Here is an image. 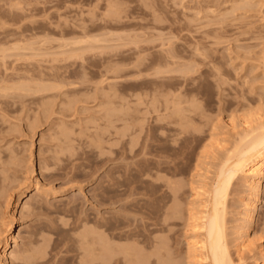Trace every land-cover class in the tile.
Instances as JSON below:
<instances>
[{
	"label": "rangeland",
	"instance_id": "rangeland-1",
	"mask_svg": "<svg viewBox=\"0 0 264 264\" xmlns=\"http://www.w3.org/2000/svg\"><path fill=\"white\" fill-rule=\"evenodd\" d=\"M0 51V243L20 227L15 257L40 251L45 258L31 264H79L80 235L97 218L113 216L118 225L126 215L143 218L151 204L160 219L175 183L184 189V220L152 236L167 237L168 257L158 264H199L187 230V208L198 207L196 174L208 183L245 123L264 118V0H0ZM107 188L118 204L102 209L96 199ZM253 198L239 181L228 201L230 250L239 264L263 262L264 184L248 230L252 245L237 250L244 204ZM145 250L155 251L151 244ZM9 257L5 264H25Z\"/></svg>",
	"mask_w": 264,
	"mask_h": 264
},
{
	"label": "bare ground",
	"instance_id": "bare-ground-1",
	"mask_svg": "<svg viewBox=\"0 0 264 264\" xmlns=\"http://www.w3.org/2000/svg\"><path fill=\"white\" fill-rule=\"evenodd\" d=\"M164 1V0H163ZM100 2V1H99ZM100 4V3H99ZM110 4V3H109ZM97 5V4H96ZM112 5V4H111ZM98 7V6H97ZM153 7V6H152ZM233 9V8H232ZM235 9V8H234ZM171 10V9H170ZM156 11V10H155ZM211 11V10H210ZM112 13V12H110ZM108 13V14H110ZM225 13V12H224ZM223 14V12L221 13ZM120 15V14H119ZM227 15V14H226ZM107 16V15H106ZM105 16V17H106ZM211 16V15H210ZM111 17V16H110ZM121 17V16H119ZM207 18V17H206ZM205 18V19H206ZM112 19V18H111ZM160 19V18H159ZM216 19V18H215ZM194 20V19H193ZM161 21V20H160ZM92 23V22H91ZM192 23V22H191ZM203 28V27H202ZM112 30V29H111ZM87 32V31H86ZM178 33V32H177ZM75 34V33H74ZM77 36V35H76ZM87 37V36H86ZM90 37V36H89ZM88 37V39H89ZM193 37V36H192ZM77 39V38H76ZM92 40L94 38H91ZM97 39V38H96ZM99 39V37H98ZM106 39V38H103ZM75 40V39H73ZM108 40V39H107ZM66 41V40H65ZM77 41V40H76ZM87 41V39L85 40ZM84 41V42H85ZM91 41V40H89ZM88 41V43H90ZM17 42V41H16ZM75 42V41H73ZM102 42V41H101ZM170 42V41H169ZM21 43V41H20ZM25 43V42H24ZM44 43V42H43ZM42 43V44H43ZM76 43V42H75ZM79 43V42H78ZM86 43V42H85ZM94 43V42H93ZM97 43V42H96ZM70 44V43H69ZM78 45V44H75ZM31 46V45H30ZM28 46V47H30ZM74 46V45H73ZM36 47V46H35ZM127 47V46H126ZM20 48V47H19ZM23 48V45H22ZM56 48V47H55ZM33 49V48H32ZM46 49V48H45ZM24 50V49H23ZM64 50V49H63ZM205 50V49H204ZM22 51V50H21ZM103 51V50H102ZM1 52V51H0ZM6 52V51H4ZM26 52V51H25ZM30 52V51H29ZM47 53V52H46ZM81 53V52H80ZM79 53V54H80ZM78 54V55H79ZM1 55V54H0ZM25 55V54H24ZM64 55V53H63ZM84 55V54H83ZM207 55V54H206ZM49 56V55H48ZM74 56V55H73ZM8 57V56H7ZM59 57V56H58ZM66 57V55H65ZM163 57V56H162ZM49 58V57H48ZM70 58V57H68ZM67 58V59H68ZM4 59V58H3ZM47 59V58H46ZM65 59V58H64ZM66 59V60H67ZM71 59V58H70ZM69 59V60H70ZM74 59V58H73ZM78 59V57H77ZM80 59V58H79ZM141 60V59H140ZM4 61V60H3ZM165 61V60H163ZM175 61V60H174ZM85 62V61H84ZM110 62V61H109ZM157 62V61H156ZM38 63V62H37ZM143 63V61L141 62ZM167 63V62H165ZM164 63V64H165ZM172 63V62H171ZM159 64V63H158ZM170 64V63H169ZM2 65V64H1ZM33 65V64H32ZM31 65V66H32ZM157 65V64H156ZM166 65V64H165ZM4 66V65H3ZM30 66V65H29ZM46 66V65H45ZM49 66V65H48ZM171 66V65H170ZM50 67V66H49ZM138 67V66H137ZM154 67V66H153ZM159 67H161L159 65ZM157 67V68H159ZM164 67V66H163ZM40 68V67H39ZM139 68V67H138ZM162 68V67H161ZM44 69V68H43ZM46 69V68H45ZM71 69V68H70ZM39 70V69H38ZM160 70L161 73L163 69L160 68L157 69ZM170 72V69H168ZM173 70V69H172ZM189 70V69H188ZM58 71V70H57ZM165 71V70H164ZM216 71V70H215ZM219 71V69H218ZM221 71V70H220ZM173 72V71H172ZM49 73V72H48ZM54 73V72H53ZM110 73V71H109ZM156 73V72H155ZM165 73V72H164ZM163 73V74H164ZM217 73V72H216ZM220 73V72H219ZM73 74V73H72ZM71 74V75H72ZM78 74V73H77ZM81 74V73H80ZM150 74V73H149ZM154 74V73H153ZM157 77L160 75L159 73H156ZM159 74V75H158ZM171 74V73H170ZM36 75V74H35ZM56 75V74H54ZM167 75V74H166ZM165 75V76H166ZM214 75V74H213ZM38 76V75H37ZM43 76V75H42ZM73 76V75H72ZM86 76V75H83ZM152 76V75H150ZM60 77V76H59ZM59 77H56L59 79ZM220 77V76H219ZM40 78V77H39ZM43 78V77H42ZM41 78V79H42ZM80 78V77H79ZM63 79V78H62ZM72 79V78H70ZM69 79V80H70ZM36 80V79H35ZM61 80V79H60ZM65 80V79H64ZM84 80V79H83ZM82 80V81H83ZM214 80V79H213ZM2 81V80H1ZM38 81V80H37ZM44 80H42L43 82ZM56 81V80H55ZM67 81V79H66ZM77 81V80H76ZM223 81V80H222ZM32 82V81H31ZM48 82V81H47ZM63 82V81H62ZM70 82V81H69ZM221 82V81H220ZM29 83V82H28ZM45 83V82H44ZM50 83V82H49ZM77 83V82H76ZM85 83V82H84ZM33 84V83H32ZM40 84V83H38ZM53 84V82H52ZM51 84V85H52ZM66 84V83H65ZM64 84V85H65ZM86 84V83H85ZM220 84V83H219ZM31 85V84H30ZM74 85V84H73ZM72 85V86H73ZM58 86V84H57ZM56 86V87H57ZM77 86V85H76ZM16 87V86H15ZM29 87V86H28ZM27 87V88H28ZM39 87V86H38ZM62 87V85L60 86ZM6 88V87H5ZM36 88V86H35ZM34 88V89H35ZM40 88V87H39ZM54 87H52L53 89ZM67 88V87H66ZM17 89V87H16ZM30 89V88H29ZM64 89V87H62ZM36 90V89H35ZM39 90V89H38ZM47 90V89H46ZM45 90V91H46ZM55 90V89H54ZM57 90V88H56ZM59 90V89H58ZM162 90V89H161ZM18 91V90H17ZM29 91V90H28ZM40 91V90H39ZM51 91V90H49ZM48 91V92H49ZM30 92V91H29ZM38 92V91H37ZM41 92V91H40ZM38 92V93H40ZM175 92V91H174ZM6 93V92H5ZM35 93V92H34ZM43 93V92H42ZM41 93V94H42ZM46 93V92H45ZM59 93V92H58ZM62 93V92H61ZM99 93V92H98ZM126 94V93H125ZM162 95V94H161ZM144 96V95H143ZM52 97V96H51ZM91 97V96H89ZM104 97V96H103ZM54 98V97H53ZM157 98V97H155ZM50 99V98H49ZM143 99V98H142ZM197 99V98H196ZM141 100V99H140ZM151 100V99H150ZM153 101V100H152ZM160 101V99H159ZM165 101V100H164ZM157 102V101H156ZM188 103V102H186ZM151 104V103H150ZM154 104V103H153ZM158 105V104H157ZM156 104L153 105L154 107H158ZM175 105V104H174ZM183 105V104H182ZM110 106V105H109ZM150 106V105H148ZM186 106V105H185ZM195 106V105H194ZM68 107V106H67ZM152 107V104H151ZM167 107V105H166ZM172 107V106H171ZM181 107V106H180ZM197 107V106H195ZM70 108V107H69ZM110 108V107H109ZM149 108V107H148ZM119 109V108H118ZM160 109V108H159ZM197 109V108H195ZM110 110V109H109ZM119 109L117 111L120 112ZM123 110H126L125 108ZM165 110V108H164ZM172 110V109H171ZM156 111V110H155ZM166 111V110H165ZM191 111V110H190ZM124 113V111H121ZM126 112V111H125ZM146 112V111H145ZM150 112V110H149ZM148 112V113H149ZM158 112V111H157ZM183 112V111H182ZM188 112V111H187ZM110 113V112H109ZM115 113V112H114ZM118 113V112H117ZM116 113V114H117ZM127 113V112H126ZM125 113V114H126ZM167 113V112H166ZM256 113V112H255ZM111 114V113H110ZM121 114V113H120ZM157 114V113H156ZM177 112L175 113V115ZM260 114V113H259ZM109 117V114H107ZM106 115V116H107ZM113 115V114H112ZM123 115V114H122ZM153 115V114H152ZM168 115V114H167ZM202 115V114H201ZM263 115V114H262ZM105 116V117H106ZM150 116V115H149ZM161 116V115H160ZM184 116V115H183ZM187 117V115H185ZM257 116V115H256ZM261 116V115H259ZM147 117V115H146ZM172 117V116H171ZM193 117V116H192ZM113 118V117H112ZM159 118V117H158ZM167 118V117H166ZM191 118V117H190ZM107 119V117H106ZM111 118H109L110 121ZM162 119V118H161ZM178 119V118H177ZM183 119V118H182ZM127 120V119H126ZM164 120V119H163ZM161 120V121H163ZM192 120V119H191ZM147 121V120H146ZM111 122V121H110ZM190 122V121H188ZM256 122V121H255ZM258 122V123H257ZM257 125H252L251 122L245 123V133L244 135L240 136V140L236 146L235 149H232L233 151L228 150L229 153L221 159L222 161L219 162V166H216V171L214 172L213 176L207 179L208 183H204L201 176L196 174V182L194 183L196 186L193 188L194 195L197 200L198 207L195 208L194 204H190L188 206V224H187V230L191 229L194 231V240L192 243H188L189 246V252L193 255L196 259H198L199 264H239L238 262L233 259L231 255V246H230V240L228 235V221H227V209H228V201L230 197V193L232 190V187L235 186L239 181L243 184V187L249 190V193L251 194L253 200L250 203L244 204V210H245V223L243 227L239 228L241 233L239 234L238 241V249L240 253H242V250L245 249V247L252 245L250 242V236L248 234V230L251 228V226L254 223V218L256 212L259 210V205L262 203L260 200V196L263 192V184H264V118L260 117L259 120H257ZM114 123V122H113ZM164 123V122H163ZM162 123V124H163ZM177 123V122H176ZM184 123V122H183ZM36 124V123H35ZM161 124V123H160ZM173 124V123H172ZM178 124V123H177ZM193 124V123H192ZM205 124V123H204ZM157 125V124H156ZM188 125V124H187ZM35 126V125H34ZM112 126V125H111ZM126 126V125H125ZM166 127V125H165ZM171 127V126H170ZM181 127V126H180ZM179 127V128H180ZM183 127V125H182ZM197 127V126H196ZM216 127V126H215ZM219 127V126H218ZM36 128V127H35ZM123 128V127H122ZM177 128V127H176ZM121 129V128H120ZM167 129V128H166ZM191 129V128H190ZM199 129V128H198ZM244 129V130H245ZM32 130V129H31ZM164 130V129H163ZM183 130V129H182ZM185 130V129H184ZM197 130V129H196ZM215 130V129H214ZM234 130V129H233ZM62 131V130H61ZM120 131V130H119ZM167 131V130H166ZM172 131V130H171ZM177 131V130H176ZM201 133V130H199ZM217 131V130H216ZM33 132V131H32ZM65 132V131H64ZM122 132V131H121ZM184 132V131H183ZM196 132V131H195ZM127 133V132H126ZM177 134V132H175ZM197 133V132H196ZM216 133V132H215ZM119 134V133H118ZM122 134V133H121ZM175 134V135H176ZM184 134V133H183ZM195 134V133H194ZM239 134V133H238ZM237 134V135H238ZM62 135H64L62 133ZM125 135V134H124ZM174 135V134H173ZM180 135V134H179ZM214 135V134H213ZM212 135V136H213ZM121 136V135H120ZM168 137V135H167ZM214 137V136H213ZM120 138V137H119ZM126 138V137H125ZM211 138V137H210ZM58 139V138H57ZM186 139V138H185ZM213 139V138H212ZM238 139V138H237ZM66 140V139H65ZM119 140V139H118ZM124 140V139H123ZM179 140V139H178ZM181 140V139H180ZM156 141V140H155ZM211 141V140H210ZM122 142V141H121ZM159 142V141H158ZM93 142H91L92 144ZM210 143V142H209ZM176 144V143H175ZM208 144V143H207ZM68 146V144H66ZM65 145V146H66ZM71 145V144H70ZM205 145V144H204ZM76 146V145H75ZM95 146V145H94ZM177 146V145H176ZM207 146V145H206ZM87 147V146H86ZM99 148V146H97ZM68 148V147H67ZM79 148V147H77ZM89 148V147H88ZM96 148V146H95ZM113 148V147H112ZM141 148V147H140ZM175 148V147H174ZM173 148V149H174ZM179 148V147H178ZM234 148V147H233ZM73 149V148H71ZM76 149V147L74 148ZM106 151V150H105ZM126 151V150H124ZM180 151V150H179ZM99 152V151H98ZM130 152V151H129ZM177 152V151H176ZM101 153V152H100ZM103 153V152H102ZM125 153V152H124ZM74 154V153H73ZM139 154V153H138ZM99 155V154H98ZM126 155V154H125ZM143 156V155H142ZM101 158V157H100ZM104 158V157H103ZM57 159V157H56ZM59 159V158H58ZM127 159V158H126ZM184 159V158H183ZM219 159V158H218ZM182 160V159H181ZM15 161V160H14ZM155 161V160H154ZM175 161V160H174ZM151 162V161H150ZM107 163V162H106ZM160 163V162H158ZM165 163V162H164ZM163 163V164H164ZM167 163V162H166ZM169 163V162H168ZM171 163V162H170ZM155 164V163H154ZM162 164V165H163ZM14 165V164H13ZM54 165V164H53ZM106 165V164H105ZM218 165V164H217ZM147 166V165H146ZM169 166V165H168ZM172 166V165H171ZM177 166V165H176ZM184 166V165H183ZM42 167V166H41ZM103 167V166H102ZM149 167V166H148ZM167 167V166H165ZM174 167V165H173ZM181 167V166H180ZM101 168V167H100ZM158 168V167H157ZM178 168V167H177ZM97 169V168H96ZM171 169V168H170ZM197 169V168H196ZM98 170V169H97ZM96 170V171H97ZM143 170V169H142ZM150 170V169H149ZM164 170V169H163ZM169 171V169H168ZM98 172V171H97ZM153 172V171H152ZM159 172V171H158ZM167 172V171H166ZM196 172V171H195ZM200 172V171H199ZM41 173V172H40ZM142 173V172H141ZM168 173V172H167ZM212 173V172H211ZM96 174V172H95ZM157 174V173H156ZM210 174V172H209ZM159 175V174H158ZM180 175V174H179ZM142 176V175H141ZM154 176V175H153ZM152 176V177H153ZM160 176V175H159ZM108 177V176H107ZM110 177V176H109ZM112 177V176H111ZM115 177V176H114ZM147 177V176H146ZM192 177V176H191ZM151 178V177H150ZM169 178V177H167ZM206 178V176H205ZM118 179V178H116ZM115 179V180H116ZM107 180V179H106ZM159 180H162L160 178ZM165 180V179H164ZM163 180V181H164ZM178 180V179H176ZM205 180V179H204ZM210 182H209V181ZM111 181V180H110ZM151 181V180H150ZM158 181V180H157ZM156 181V182H157ZM166 181V180H165ZM164 181V182H165ZM206 181V180H205ZM8 182V181H7ZM155 182V183H156ZM162 182V181H161ZM178 182V181H177ZM180 182V181H179ZM103 183V182H102ZM120 183V182H119ZM145 183V182H144ZM148 183V182H147ZM160 183V182H159ZM171 183V181L169 182ZM181 183V182H180ZM179 183V184H180ZM149 184V183H148ZM50 185V184H49ZM159 185V184H158ZM164 185V184H162ZM171 185V186H170ZM168 184L170 186L168 188V191H170V196L173 199L172 205L165 208L163 211L162 218H154V216L158 213L154 210H150V205L148 204V207H145V212H143V218H137L133 216L126 215L125 219L126 221H120L119 222L121 226L116 225L111 218H106L104 216H101L97 218V220L94 222V230L87 232V230L83 233V235H80L81 243L84 247V254L79 258L80 261L79 264H158V261L161 260L160 258L162 256L168 257L166 248L167 245H165V237L167 233L171 232V227L173 226H179V221L184 220L181 215L183 213V207L181 206L180 199H183V193L181 188V185L178 186L175 183L174 184ZM103 186V185H102ZM165 186V185H164ZM194 186V185H193ZM107 187V186H106ZM111 187V186H110ZM115 187V186H114ZM192 187V186H191ZM21 188V187H20ZM151 188V187H150ZM154 188V187H153ZM159 188V187H158ZM17 189V188H16ZM104 189V188H103ZM113 189V187H112ZM117 189V188H116ZM129 189V188H128ZM132 189V188H131ZM192 189V188H191ZM39 191V188L36 189ZM141 190V189H140ZM145 190V189H144ZM134 191V190H133ZM163 191V190H162ZM100 192V191H98ZM111 192V188H107L105 192L101 195L98 194V200L97 204L102 207V209L107 208L108 206H116L118 202L115 200L110 199V196L108 195ZM121 192V191H120ZM130 192V191H129ZM140 192V191H139ZM160 192V191H159ZM192 192V191H191ZM115 193V192H114ZM136 193V192H135ZM153 193V192H152ZM169 193V192H168ZM53 194V193H52ZM125 194V193H124ZM130 194V193H129ZM144 194V193H143ZM157 194V193H156ZM165 194V193H164ZM192 194V193H191ZM9 195V194H7ZM132 195V194H131ZM144 198L146 197V202L150 203L152 200V194L148 190H146L144 194ZM185 195V194H184ZM247 195V194H246ZM249 195V194H248ZM107 196V197H106ZM139 196V193H138ZM141 196V195H140ZM154 196V195H153ZM162 196V195H161ZM169 196V195H168ZM186 196V195H185ZM190 196V195H189ZM250 196V195H249ZM73 197V196H72ZM117 197V196H113ZM120 197V196H119ZM123 197V196H122ZM131 197V196H130ZM135 197H137L135 195ZM165 197V196H164ZM242 197V196H241ZM10 198V196H9ZM12 198V196H11ZM132 198V197H131ZM166 198V197H165ZM186 198V197H185ZM39 199V197H38ZM95 199V198H94ZM118 199V198H117ZM30 200L32 199H26L22 209L30 207L31 203ZM37 200V199H36ZM70 200V199H69ZM72 200V199H71ZM123 200V199H122ZM126 200H128L126 198ZM124 199V201H126ZM191 200V199H190ZM40 201V200H39ZM153 201H155L153 199ZM189 201V200H188ZM36 202V201H35ZM69 202V201H68ZM67 202V203H68ZM120 202V201H119ZM123 202V201H122ZM129 202V201H128ZM142 202V201H141ZM168 202V201H167ZM245 202V201H244ZM73 203H76V200ZM121 203V202H120ZM131 203V202H130ZM134 203V202H133ZM144 203V202H143ZM183 203V202H182ZM196 203V202H195ZM9 204V203H8ZM38 204V203H37ZM37 204L35 203L33 205L34 211L37 208ZM125 204V203H123ZM75 205V204H74ZM122 205V204H121ZM147 205V204H145ZM155 205V204H154ZM185 205V204H184ZM187 205V204H186ZM120 206V205H119ZM118 206V207H119ZM133 206V205H132ZM136 206V205H135ZM144 206V205H143ZM76 207V206H75ZM153 207V206H152ZM151 207V208H152ZM163 207V206H162ZM68 208V207H67ZM128 209L129 206L123 205L121 206V209ZM144 208V207H143ZM111 209V208H110ZM130 209V208H129ZM156 209V208H155ZM158 209V208H157ZM161 209V208H160ZM125 210V211H126ZM162 210V209H161ZM70 211V210H69ZM129 211V210H128ZM131 211V210H130ZM142 211V210H141ZM159 211V209L157 210ZM24 212V211H23ZM185 212V211H184ZM138 214V213H137ZM107 215V214H106ZM113 215V214H112ZM136 215V214H135ZM159 215V214H158ZM157 215V216H158ZM119 216V215H118ZM155 216V217H157ZM81 217V216H80ZM84 217V216H83ZM109 217V216H107ZM114 218V217H113ZM123 220V219H122ZM79 221V220H78ZM88 222V221H87ZM124 225V226H123ZM126 225V226H125ZM92 226V224H91ZM186 226V225H184ZM163 228L161 230L160 228ZM185 228V227H184ZM22 228L16 227L14 229V232L16 230L17 234L14 235L13 227L9 228L10 232H13L12 235L8 238H5L0 243V264H5V260L10 258L11 256L13 261L24 262L25 264H31L33 262H37V260L40 261L43 260V256L41 252H35L32 255H23L19 257H15V250L18 246H16V243L22 234L23 230ZM86 229H89L88 227ZM238 229V230H239ZM80 230V229H79ZM84 230V229H82ZM41 232V231H40ZM91 236L93 235V238L87 241L88 234ZM93 232V234H92ZM165 235L164 239L159 237L152 238L153 235L161 234ZM187 232V231H186ZM36 233V232H35ZM43 233V232H42ZM78 233V231H77ZM172 233V232H171ZM80 234V231H79ZM172 235V234H171ZM32 236V235H31ZM37 236V235H36ZM5 237V236H4ZM183 237V236H182ZM32 238V237H31ZM78 238V237H77ZM142 238V239H141ZM167 238V237H166ZM169 238V237H168ZM25 239V238H24ZM35 239V238H34ZM79 239V238H78ZM9 240H11L13 243L9 244ZM170 240V239H169ZM192 240V239H191ZM33 241V239H32ZM124 243V244H123ZM126 243V244H125ZM169 243V242H168ZM80 244V245H81ZM151 244L153 246L154 252H151L150 254L146 253V250L148 245ZM170 244V243H169ZM247 244V245H246ZM89 245L91 248L88 249L85 248V246ZM166 247H165V246ZM33 246V245H32ZM31 246V247H32ZM173 246V245H172ZM81 247V246H80ZM151 247V246H149ZM12 249V250H11ZM27 249V248H26ZM79 249V248H78ZM152 249V248H150ZM167 249V250H166ZM11 250V251H10ZM40 250V249H39ZM92 250V251H90ZM166 251L167 253H164ZM80 252V251H79ZM171 252V251H170ZM18 253V252H17ZM82 253V251H81ZM25 254V252H24ZM27 254V253H26ZM45 254V251H44ZM262 257V264H264V249L260 252ZM172 256V254H170ZM175 255V254H174ZM18 256V255H17ZM170 256V257H171ZM240 256V254H238ZM174 257V256H173ZM152 258H156L155 262H151ZM163 259V258H162ZM168 259V258H167ZM45 261V260H44ZM43 261V262H44ZM77 261V260H76ZM166 261V260H165ZM171 261V260H170ZM17 262V263H18ZM164 262V261H163ZM171 263V262H170ZM22 264V263H21ZM36 264V263H35ZM161 264V263H160ZM163 264V263H162ZM174 264V263H173ZM243 264V263H242ZM258 264V263H257ZM260 264V263H259Z\"/></svg>",
	"mask_w": 264,
	"mask_h": 264
}]
</instances>
